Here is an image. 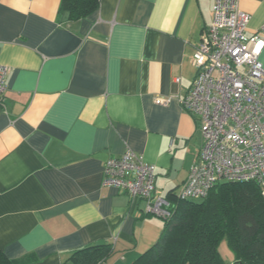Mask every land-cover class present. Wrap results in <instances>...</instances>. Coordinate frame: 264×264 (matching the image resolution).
I'll use <instances>...</instances> for the list:
<instances>
[{
	"label": "crops",
	"instance_id": "obj_1",
	"mask_svg": "<svg viewBox=\"0 0 264 264\" xmlns=\"http://www.w3.org/2000/svg\"><path fill=\"white\" fill-rule=\"evenodd\" d=\"M215 1L101 0L72 21L61 0H0V65L10 70L0 106V250L10 262L64 264L109 244L108 264H134L160 239L165 222L103 185L104 166L131 149L156 166L163 196L180 191L203 146L181 99ZM239 6L251 37L264 25V0ZM159 97L173 100L159 106Z\"/></svg>",
	"mask_w": 264,
	"mask_h": 264
},
{
	"label": "built area",
	"instance_id": "obj_2",
	"mask_svg": "<svg viewBox=\"0 0 264 264\" xmlns=\"http://www.w3.org/2000/svg\"><path fill=\"white\" fill-rule=\"evenodd\" d=\"M249 22L239 0H216L195 48L196 76L181 104L199 123L203 146L177 200L202 201L218 184L249 181L257 182L264 196V25L249 37ZM9 71L0 65V106ZM172 100L155 102L167 107ZM103 174V185L145 201L147 215L173 217L176 207L158 191L156 166L133 150L108 159Z\"/></svg>",
	"mask_w": 264,
	"mask_h": 264
},
{
	"label": "trees",
	"instance_id": "obj_3",
	"mask_svg": "<svg viewBox=\"0 0 264 264\" xmlns=\"http://www.w3.org/2000/svg\"><path fill=\"white\" fill-rule=\"evenodd\" d=\"M101 0H61V10L79 21L100 7ZM175 213L160 239L134 264H264V196L254 181L222 183L202 201L177 200ZM225 241L234 254L226 261L220 253ZM109 244L90 246L64 264H98L109 257ZM0 264H13L0 250Z\"/></svg>",
	"mask_w": 264,
	"mask_h": 264
},
{
	"label": "rangeland",
	"instance_id": "obj_4",
	"mask_svg": "<svg viewBox=\"0 0 264 264\" xmlns=\"http://www.w3.org/2000/svg\"><path fill=\"white\" fill-rule=\"evenodd\" d=\"M222 184V183H221ZM161 220V219H160ZM164 221V220H162ZM165 222V221H164ZM220 253L222 255V257L228 261V262H232L234 260V254L233 252L229 249V247H227V244L225 241H223L220 244ZM101 262V261H100Z\"/></svg>",
	"mask_w": 264,
	"mask_h": 264
}]
</instances>
